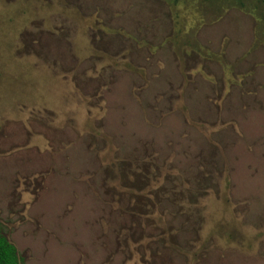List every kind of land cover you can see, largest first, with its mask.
<instances>
[{
  "label": "rangeland",
  "instance_id": "374dc122",
  "mask_svg": "<svg viewBox=\"0 0 264 264\" xmlns=\"http://www.w3.org/2000/svg\"><path fill=\"white\" fill-rule=\"evenodd\" d=\"M0 226L25 264H264V0H0Z\"/></svg>",
  "mask_w": 264,
  "mask_h": 264
},
{
  "label": "trees",
  "instance_id": "16d2710c",
  "mask_svg": "<svg viewBox=\"0 0 264 264\" xmlns=\"http://www.w3.org/2000/svg\"><path fill=\"white\" fill-rule=\"evenodd\" d=\"M0 264H25L16 253V249L1 232L0 226Z\"/></svg>",
  "mask_w": 264,
  "mask_h": 264
}]
</instances>
